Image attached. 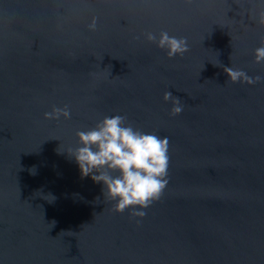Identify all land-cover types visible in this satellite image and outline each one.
<instances>
[{"label":"water","instance_id":"water-1","mask_svg":"<svg viewBox=\"0 0 264 264\" xmlns=\"http://www.w3.org/2000/svg\"><path fill=\"white\" fill-rule=\"evenodd\" d=\"M262 18L264 0H0V264H264V80L224 71L264 77ZM161 31L189 51L144 35ZM117 114L170 141L142 218L68 153Z\"/></svg>","mask_w":264,"mask_h":264},{"label":"clouds","instance_id":"clouds-1","mask_svg":"<svg viewBox=\"0 0 264 264\" xmlns=\"http://www.w3.org/2000/svg\"><path fill=\"white\" fill-rule=\"evenodd\" d=\"M261 23H264V18ZM96 27L94 19L89 29L94 31ZM144 35L149 42L166 50L169 58L178 54L182 56L189 51L186 37L172 36L167 31H161L159 35L153 32ZM255 62L264 63V43L255 49ZM224 71L234 83L256 84L264 80L260 75L251 77L245 71L232 67L224 66ZM164 100L171 101L172 115L182 113L184 105L171 91L164 93ZM44 116L55 120L61 117L69 119L71 111L67 105L53 106ZM76 134L81 146L70 149L68 153L75 157L82 176L91 175L95 182H103V194L116 201L113 211L123 213L131 208L133 218L146 216L147 213L137 211L136 206L141 209L149 208L155 201L160 200L169 184V138L161 137L155 132L146 133L134 127L125 115L119 114L104 116L95 127ZM32 171L35 173V169ZM137 223L140 221L137 220Z\"/></svg>","mask_w":264,"mask_h":264}]
</instances>
